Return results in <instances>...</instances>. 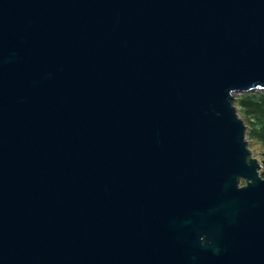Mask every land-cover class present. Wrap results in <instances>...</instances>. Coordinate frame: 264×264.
<instances>
[{"label": "water", "instance_id": "water-1", "mask_svg": "<svg viewBox=\"0 0 264 264\" xmlns=\"http://www.w3.org/2000/svg\"><path fill=\"white\" fill-rule=\"evenodd\" d=\"M258 91L264 0H0V264H264Z\"/></svg>", "mask_w": 264, "mask_h": 264}, {"label": "trees", "instance_id": "trees-1", "mask_svg": "<svg viewBox=\"0 0 264 264\" xmlns=\"http://www.w3.org/2000/svg\"><path fill=\"white\" fill-rule=\"evenodd\" d=\"M240 106V114H245L252 123L250 137L264 143V94L249 93L243 96L236 105ZM244 119V118H243ZM264 176V172L262 173Z\"/></svg>", "mask_w": 264, "mask_h": 264}, {"label": "rangeland", "instance_id": "rangeland-1", "mask_svg": "<svg viewBox=\"0 0 264 264\" xmlns=\"http://www.w3.org/2000/svg\"><path fill=\"white\" fill-rule=\"evenodd\" d=\"M251 93H254V92H251ZM256 93H263L264 94V92H262V91H258ZM246 94H249V93H246ZM246 94H238L236 96L235 104L238 103V100H240ZM236 106H237L238 110H240L239 104L236 105ZM240 115H241L242 118H244V120H245V122H246V124L248 126L247 139H248V142H249V149L252 152V157L257 159L259 162H262L263 161V155L260 154V153L264 151V143L258 142V141L254 140V139H252L250 137V133L249 132H250V129L252 128L253 125L250 122V120L246 117L245 114L242 113ZM262 173H263V171H262ZM242 185H245V183L243 182Z\"/></svg>", "mask_w": 264, "mask_h": 264}]
</instances>
